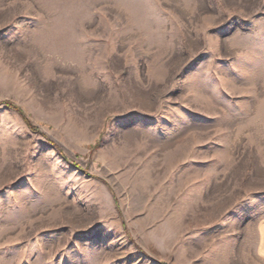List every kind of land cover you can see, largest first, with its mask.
<instances>
[{
	"label": "rangeland",
	"instance_id": "374dc122",
	"mask_svg": "<svg viewBox=\"0 0 264 264\" xmlns=\"http://www.w3.org/2000/svg\"><path fill=\"white\" fill-rule=\"evenodd\" d=\"M262 221L264 0H0V264H264Z\"/></svg>",
	"mask_w": 264,
	"mask_h": 264
},
{
	"label": "trees",
	"instance_id": "16d2710c",
	"mask_svg": "<svg viewBox=\"0 0 264 264\" xmlns=\"http://www.w3.org/2000/svg\"><path fill=\"white\" fill-rule=\"evenodd\" d=\"M7 106L17 110L21 116H23L24 120L26 121V124L29 125L30 128H33V125L31 124L30 120L27 118V116H25V113L22 111V109L16 105L15 103H12L11 101H5L4 102Z\"/></svg>",
	"mask_w": 264,
	"mask_h": 264
},
{
	"label": "crops",
	"instance_id": "0c3cea01",
	"mask_svg": "<svg viewBox=\"0 0 264 264\" xmlns=\"http://www.w3.org/2000/svg\"><path fill=\"white\" fill-rule=\"evenodd\" d=\"M259 231H260V240L262 241V245H261V247H262V249L264 250V222L262 221V222H260V229H259Z\"/></svg>",
	"mask_w": 264,
	"mask_h": 264
}]
</instances>
